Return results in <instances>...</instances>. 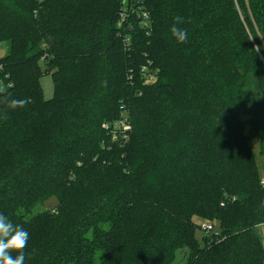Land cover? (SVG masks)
<instances>
[{
  "label": "trees",
  "instance_id": "obj_1",
  "mask_svg": "<svg viewBox=\"0 0 264 264\" xmlns=\"http://www.w3.org/2000/svg\"><path fill=\"white\" fill-rule=\"evenodd\" d=\"M104 1L0 0V213L25 264H264V0ZM124 113L126 144L103 127ZM199 221L223 233L200 244Z\"/></svg>",
  "mask_w": 264,
  "mask_h": 264
},
{
  "label": "clouds",
  "instance_id": "obj_2",
  "mask_svg": "<svg viewBox=\"0 0 264 264\" xmlns=\"http://www.w3.org/2000/svg\"><path fill=\"white\" fill-rule=\"evenodd\" d=\"M184 23V18L180 15L174 17V23L170 28L171 35L178 43H186L188 32L179 27ZM10 109L26 106L29 98L18 99L4 98L2 101ZM7 119V112L3 115ZM29 233L19 224H14L8 216L0 213V264H25L27 259L25 249L27 248ZM17 253L13 255L12 253Z\"/></svg>",
  "mask_w": 264,
  "mask_h": 264
},
{
  "label": "rangeland",
  "instance_id": "obj_3",
  "mask_svg": "<svg viewBox=\"0 0 264 264\" xmlns=\"http://www.w3.org/2000/svg\"><path fill=\"white\" fill-rule=\"evenodd\" d=\"M116 2V1H121V0H105L104 2L107 4V6H110L109 3L111 2ZM100 0H96V3H99ZM128 5V4H127ZM126 6V5H125ZM125 6L123 8H125ZM122 8V7H121ZM141 9V7H136L135 5H133V10L134 11H139ZM125 14V13H122ZM124 17V16H122ZM8 51V44L7 43H1L0 42V59L2 57H5ZM45 67L44 65H42V70H44ZM153 74L158 75V72H153ZM41 87H43V94L46 100H51L54 95H55V85H54V81H53V77L51 76V74H44L43 77L41 78ZM248 131V128H246V132ZM131 137V135H130ZM130 141V140H129ZM250 147L252 149V151L254 153H256V161H257V166L260 172V178L261 180H264V155H262L261 153V148H260V141L258 138H255L251 141L250 143ZM58 200L55 198H52L51 200H49L43 210H49V211H56L58 209ZM199 225L200 227L197 229L196 231V236L197 239L199 240L200 244L203 243V239L204 237H209L210 235H208L204 230H203V225L205 223H211L212 225H214L215 227V232H217L219 235L220 233L223 231L221 229H219L215 223H212L210 221H199ZM264 228V225L259 227V229ZM258 229V230H259ZM263 232H261V236L264 237V230H262ZM226 238V237H223ZM188 259V252L187 251H180L177 253V259L175 264H186Z\"/></svg>",
  "mask_w": 264,
  "mask_h": 264
},
{
  "label": "built area",
  "instance_id": "obj_4",
  "mask_svg": "<svg viewBox=\"0 0 264 264\" xmlns=\"http://www.w3.org/2000/svg\"><path fill=\"white\" fill-rule=\"evenodd\" d=\"M144 17L148 20L147 14H144ZM145 27H148V23L146 21L143 22ZM142 74L145 75V85H151L156 83L157 78L153 72H151L148 66L143 67ZM104 129L107 130L112 135V141L116 143L126 144L130 140V135L132 133V125L130 119L126 113H124L120 120L115 123H105L103 125ZM262 186L264 187V180L261 181ZM203 230L210 236L218 235L215 232V227L211 223H205L203 225Z\"/></svg>",
  "mask_w": 264,
  "mask_h": 264
}]
</instances>
